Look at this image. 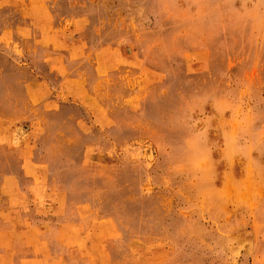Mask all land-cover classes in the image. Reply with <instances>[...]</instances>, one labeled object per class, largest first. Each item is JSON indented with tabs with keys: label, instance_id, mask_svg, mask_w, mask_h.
Instances as JSON below:
<instances>
[{
	"label": "rangeland",
	"instance_id": "rangeland-1",
	"mask_svg": "<svg viewBox=\"0 0 264 264\" xmlns=\"http://www.w3.org/2000/svg\"><path fill=\"white\" fill-rule=\"evenodd\" d=\"M0 264H264V0H0Z\"/></svg>",
	"mask_w": 264,
	"mask_h": 264
}]
</instances>
